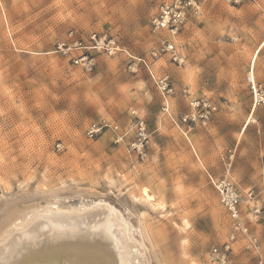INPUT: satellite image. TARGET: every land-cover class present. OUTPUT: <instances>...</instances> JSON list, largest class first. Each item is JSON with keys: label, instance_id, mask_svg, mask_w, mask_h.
<instances>
[{"label": "rangeland", "instance_id": "1", "mask_svg": "<svg viewBox=\"0 0 264 264\" xmlns=\"http://www.w3.org/2000/svg\"><path fill=\"white\" fill-rule=\"evenodd\" d=\"M168 1L0 0L1 221L9 205L37 215L105 204L127 220L145 264H264V0H201L175 37L151 24ZM92 33L120 51L77 64L84 50L58 47ZM171 39L181 62L164 47ZM198 98L216 110L175 122ZM210 174L232 178L244 198L253 191L242 206L250 236Z\"/></svg>", "mask_w": 264, "mask_h": 264}, {"label": "bare ground", "instance_id": "2", "mask_svg": "<svg viewBox=\"0 0 264 264\" xmlns=\"http://www.w3.org/2000/svg\"><path fill=\"white\" fill-rule=\"evenodd\" d=\"M258 102L257 94L255 108ZM143 198L156 200L148 191ZM95 205H45L37 215L7 206L0 218V264H145L142 245L118 209Z\"/></svg>", "mask_w": 264, "mask_h": 264}, {"label": "built area", "instance_id": "3", "mask_svg": "<svg viewBox=\"0 0 264 264\" xmlns=\"http://www.w3.org/2000/svg\"><path fill=\"white\" fill-rule=\"evenodd\" d=\"M234 3H239L240 0H232ZM201 11V0H171L161 4L151 20L152 28L155 31H168L172 36H176L178 32L186 25L187 21L194 14H198ZM168 43L164 45L165 49L172 53V57L175 61H182L181 55L177 51V45L174 39L168 40ZM60 50L68 53L74 49H81L83 55L74 59L77 64H90L89 54L91 51H101L107 54L114 55L120 51L121 46L116 40V38L108 36H100L97 33H92L90 35L89 41L75 39L72 42H63L58 45ZM159 85L165 93H170L172 88L170 87L169 76L163 77L159 80ZM191 105L195 110L191 115L182 116L180 119L173 118L175 122L188 123L190 121H197L199 118L208 116L211 112L216 110V105H213L207 99H194L191 101ZM164 111L170 114V105L166 104L164 106ZM140 124V125H139ZM138 129L141 136L144 135L143 122H139ZM105 125H110L106 123ZM117 129L118 126L114 125ZM135 144H138L137 142ZM210 179L214 186L217 188L220 201L227 214L234 220L235 230L243 232L250 236V231L248 225L244 222L242 218V206L245 199L253 198V191H249L244 198L243 194L239 190L237 184L229 176H224L222 178H216L210 174ZM253 240V238H251ZM214 256H220L218 253V248L214 250Z\"/></svg>", "mask_w": 264, "mask_h": 264}, {"label": "snow or ice", "instance_id": "4", "mask_svg": "<svg viewBox=\"0 0 264 264\" xmlns=\"http://www.w3.org/2000/svg\"><path fill=\"white\" fill-rule=\"evenodd\" d=\"M145 193L147 194V189H145Z\"/></svg>", "mask_w": 264, "mask_h": 264}]
</instances>
